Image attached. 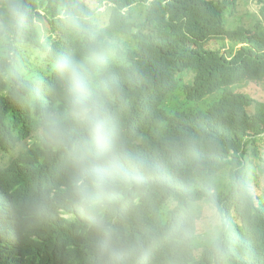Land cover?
<instances>
[{"label":"trees","instance_id":"obj_1","mask_svg":"<svg viewBox=\"0 0 264 264\" xmlns=\"http://www.w3.org/2000/svg\"><path fill=\"white\" fill-rule=\"evenodd\" d=\"M67 62L106 113L104 161ZM262 82L264 0H0V264H264Z\"/></svg>","mask_w":264,"mask_h":264},{"label":"clouds","instance_id":"obj_2","mask_svg":"<svg viewBox=\"0 0 264 264\" xmlns=\"http://www.w3.org/2000/svg\"><path fill=\"white\" fill-rule=\"evenodd\" d=\"M9 14L15 24H22L24 12L18 5L10 8ZM64 70L72 83L74 112L87 132L86 151L104 161L112 147L106 113L97 103L91 85L83 78L77 66L67 62Z\"/></svg>","mask_w":264,"mask_h":264},{"label":"rangeland","instance_id":"obj_3","mask_svg":"<svg viewBox=\"0 0 264 264\" xmlns=\"http://www.w3.org/2000/svg\"><path fill=\"white\" fill-rule=\"evenodd\" d=\"M241 13L245 14L247 12L251 13V17L249 18V23L255 21L258 18V10L256 6L252 3V1H246V4L243 3L240 7ZM246 89L253 94L257 99L260 101L264 102V82L261 84H247L245 85ZM220 92L214 94L213 96L207 98L204 100V105L208 106L211 105L214 101H217L220 98ZM203 104V103H202ZM204 106L202 105V108ZM3 155H0V158ZM7 161V160H6ZM5 162H1V165H4ZM228 173L229 171L227 170L225 174L222 175V185H224V191H228V184H229V179H228ZM221 188V187H220ZM205 204L204 202H196L191 205L192 210L194 211L195 214H200L203 216L200 228L207 230L209 236H218L221 234V230H218L217 227L219 224L218 220L216 218L215 214H212L209 209L208 205Z\"/></svg>","mask_w":264,"mask_h":264}]
</instances>
